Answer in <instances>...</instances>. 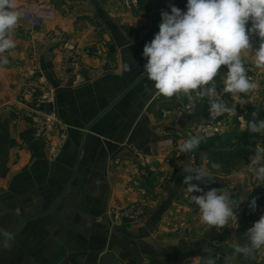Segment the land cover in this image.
<instances>
[{"label": "crops", "instance_id": "crops-1", "mask_svg": "<svg viewBox=\"0 0 264 264\" xmlns=\"http://www.w3.org/2000/svg\"><path fill=\"white\" fill-rule=\"evenodd\" d=\"M63 1L18 0L16 46L2 54L0 228L14 239L0 241V264H200V242L222 257L237 224L201 223L181 169L218 151L200 144L178 153L191 135L207 139L203 119L183 116L207 98L156 95L144 72L161 11H186L187 0ZM244 64L258 90L222 94L236 113L223 115L221 134L233 121L243 129L244 107L264 102V71L251 58ZM212 163L213 182L199 186L227 193L239 219L250 198L264 196V182L250 159L224 173Z\"/></svg>", "mask_w": 264, "mask_h": 264}, {"label": "clouds", "instance_id": "clouds-1", "mask_svg": "<svg viewBox=\"0 0 264 264\" xmlns=\"http://www.w3.org/2000/svg\"><path fill=\"white\" fill-rule=\"evenodd\" d=\"M186 8L182 11L173 5L170 13L161 11L159 31L143 48L142 55L147 59L144 72L156 95L167 99L186 96L190 101L207 98L212 119L225 114L232 116L236 108L229 106L222 99V94H231L239 99L240 94L258 90V84L247 74L244 59L251 58L254 67L264 71V0H187ZM20 18L18 0H0L2 64L8 63L2 54L16 46L12 33ZM249 23L251 27H248ZM253 36L259 40V46L255 48ZM222 66L227 68L223 75L220 73ZM124 71H131L130 65L125 64ZM218 76L222 84L220 91L216 81ZM242 127L250 134H264V119L253 112L252 119L242 123ZM202 139L199 134L189 136L178 145V153H193ZM189 159L194 160V157ZM202 159L204 163L200 166L187 162L181 168L183 184L190 201L199 209L201 223L217 230L226 228L229 221L238 226L237 211L233 209L229 195L222 189L212 187L205 191L199 186L214 179L207 166V158ZM219 167L217 163L211 164L212 169ZM248 170L258 181L264 182V146H257L250 157ZM248 207L256 211V197L251 199ZM246 236L247 243L231 246L229 260L239 261L241 256L248 259L264 248V214L247 229ZM13 239V233L0 228V241L4 246H9L8 242ZM208 264H215V261L209 259Z\"/></svg>", "mask_w": 264, "mask_h": 264}, {"label": "trees", "instance_id": "trees-1", "mask_svg": "<svg viewBox=\"0 0 264 264\" xmlns=\"http://www.w3.org/2000/svg\"><path fill=\"white\" fill-rule=\"evenodd\" d=\"M50 3L57 7L64 5L63 0H50ZM208 107V100H203L196 109L191 112H184L183 116L187 118L199 117L203 119L205 123L208 120ZM253 112L258 113L260 119H264V102L259 105H246L244 107L243 119L245 122L252 119ZM222 120H224V116L216 118V121ZM259 143H264V136L261 134H250L245 128H239L236 121H233L232 127L228 133L218 134L201 141V145L207 148L209 146L211 149L218 151V153H223V151L226 152L227 149L231 151L232 148L236 147L237 150H234V158H236L238 162L250 158L253 155L256 144ZM218 144L219 146H217ZM220 146H226V148L223 150ZM251 199L252 198H250L242 208L238 219V226L235 230V235L240 239L245 240L246 243L248 242L246 236L247 229L250 228L254 222L258 221L262 214H264V196L257 198V209L254 212L248 207Z\"/></svg>", "mask_w": 264, "mask_h": 264}, {"label": "rangeland", "instance_id": "rangeland-1", "mask_svg": "<svg viewBox=\"0 0 264 264\" xmlns=\"http://www.w3.org/2000/svg\"><path fill=\"white\" fill-rule=\"evenodd\" d=\"M217 146H219V144ZM220 148L224 150L226 146H223V147L220 146ZM208 149H211V148L208 146ZM236 150L237 149H235V151ZM226 152L225 151H223V153H213L212 152L213 154L207 155V158H209L210 161L213 160L214 157L216 158L217 163L220 165L219 169H221L223 173L224 171L231 172L232 169L240 167V162H238L236 158H234L235 156L234 151H232L231 153L225 154ZM249 159L250 158H248L247 160ZM229 223H231V221H229ZM203 232H204V229L201 228L200 236L203 234ZM198 238H200V240H204L201 237H198ZM229 243H230V247L228 246V248L226 249V252H224V254L221 255L222 257L219 258L217 256L215 257L211 250L210 252L207 250L204 251V244L200 242V248H201L200 264H208L209 259L214 260L215 264H264V248L256 251L254 255L248 259H243V257L241 256L238 258L239 261L229 260L228 255L232 250L231 246L236 243L243 245L246 243V241L243 239H240L239 237L233 234V236H231V240L229 241Z\"/></svg>", "mask_w": 264, "mask_h": 264}, {"label": "built area", "instance_id": "built-area-1", "mask_svg": "<svg viewBox=\"0 0 264 264\" xmlns=\"http://www.w3.org/2000/svg\"><path fill=\"white\" fill-rule=\"evenodd\" d=\"M49 99L50 97L47 95H43L41 97V100L47 101ZM222 127H223L222 121H216V119H212L208 114V120L200 127V130L205 137L210 138L212 136L221 134Z\"/></svg>", "mask_w": 264, "mask_h": 264}]
</instances>
